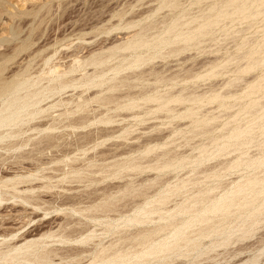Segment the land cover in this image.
Masks as SVG:
<instances>
[{"label": "bare ground", "instance_id": "1", "mask_svg": "<svg viewBox=\"0 0 264 264\" xmlns=\"http://www.w3.org/2000/svg\"><path fill=\"white\" fill-rule=\"evenodd\" d=\"M197 1L200 2L202 0H197ZM209 1L211 2L214 0H209ZM161 2H162L160 7L161 10L169 7L172 8L173 10L177 8L180 9L179 6L181 1L178 2V0H162ZM220 3L219 4L217 3V5L216 4L214 5L213 3L212 7H208L209 8V10L207 9L208 12H206L207 10L205 11L204 9L203 11H205V14H201V16L199 15V17L195 16L196 18L191 20L189 19L187 21H185L184 19L186 18V16H189L191 14L187 13L188 11L187 12L184 11L188 15L182 12L183 14L180 17L176 16L178 18H174L175 20L169 23V25L167 24L168 27L165 28L163 32H161L156 36L154 35L150 36L147 32L148 30L144 28L140 32L135 33L133 36L129 37L126 43L113 46L112 48L108 49L109 50L108 54H93L91 55V57L85 60H81V57L80 59L76 58L74 62L69 66H63V65L61 66L60 64L56 65L57 63L55 65H50L51 59L53 57H48V58L43 57L42 58L43 67L40 71L36 73V75L32 73L33 68L31 66L32 64L31 61L26 65H23L26 59L25 60L23 59L24 60L23 62L17 61L14 63L15 59L19 57V55L22 52L27 51L30 48L29 44H24L22 47L14 49L10 52L7 51L8 53L5 52L3 53L1 51L2 53H0V145L8 142L9 143L8 145L10 146L11 149H15V148L19 149L30 146V142H32L33 137L28 136V133L35 132L38 135H41V137L38 138L37 141L33 144L35 147L36 146L40 147L44 139H47L48 144L50 146H53L52 141L56 138L55 135L53 134L60 129L61 125L62 127L64 125L62 124V121H64L62 117L63 116L73 117L71 119L75 120L74 118L77 114L89 110L88 108L91 103L94 104L96 103L100 107H104L106 111L102 113L101 114L102 116L100 117L99 115L98 117H96L97 115L95 116V118L93 117V120L98 119L95 122L90 120L92 118L86 119L85 116L78 118L79 120H82L81 124L79 123V120L78 122L77 120H75V122H77L78 124L74 123V121L72 120L71 121L73 122L72 124L71 122L70 124L67 123L68 128L70 127L73 130H75L76 128H80L81 126L82 127L86 126V124L90 125L91 123H95V124L101 123L105 125L112 124L113 120L116 121L115 120L116 117L121 116V114H119L120 111L133 113L132 116L135 119L136 118L140 119L142 116L143 118L144 117L146 118V116H148L149 118H146L144 120H149L151 116L154 115L156 116L157 114L164 113L167 114V116L163 115L164 118L166 116V119L168 120L171 119L170 121L175 120L173 118H177L176 120L190 119V121L191 120L193 121L200 114L199 112L200 105L202 107L203 105H205L204 103L222 100L226 97L225 94H224L225 97L222 96L223 94L220 95L219 93H214L209 96L210 92L207 95L206 91L203 92L202 90L201 91L203 92V94L201 92H199V94L196 93L195 89H198L197 87L193 90L195 92L191 91L192 89L189 91V88L180 89L178 87L177 88L175 87L180 83L182 84L183 82L188 83L190 80L193 81L195 80L194 82H196L197 80V82H199V80L201 79L203 80V78L206 76H210V78L218 77V75L220 74L217 71L219 64L216 62L218 65L214 66L213 63H211L213 67L211 66L212 68L207 74H205L206 76L205 75L203 76L201 73L185 74L184 73L185 71L184 72L181 71L185 75H183L182 73L180 74L179 72H178L179 74L178 73L173 74L174 73L173 72L171 73V75L167 76L166 74L168 71L166 72V74L159 73V70H156L153 67L151 68V65H153L154 62L157 61L158 59L166 61L168 58H172V57L176 58L178 56L180 57V55H182L186 51H189L191 48H195V47L200 48L201 47L200 45L202 44L204 38L206 37L208 38V36L210 37L212 35L215 36L214 30L220 26L222 20L228 19L230 21L231 20L235 21V18L236 19L240 18L243 21L248 19L254 20L255 18L261 16L264 17V0H224V3H221V5ZM23 8L24 7H22L21 9ZM169 21L170 20L166 21V23H168ZM118 29L119 28H117V30ZM218 30L216 32H218ZM1 43L2 41H0V44ZM118 51L127 52L128 55L122 56V60L119 65L112 67L108 66L113 59L119 57L117 55ZM259 51L256 48H252L250 52L248 51L249 52L248 54L244 55L245 57H247L248 61L246 67L243 68L240 67L242 69L239 68L240 70L238 71L240 73H249L250 71L254 70L257 66L264 64V57L262 58L256 57V56H260ZM31 57H33L32 59L33 61L36 57H38V54L36 52L31 53L29 54V56H27V59H30ZM9 63L16 64L15 67L18 66V69L15 68L17 69L16 71L10 72L9 71L10 66H8ZM88 67H95L96 69L92 73L89 72L84 75H80L78 77L75 75L81 71H85ZM146 67H148V69L144 70L146 69ZM187 70L189 71V69ZM125 73L126 75H124ZM9 74L11 75L8 76ZM150 77L153 78V82H154L153 84L155 85L150 84L151 87L150 86L148 87L146 85H149L148 82L151 81L149 79H152ZM263 83H264V77L258 80V82L248 86L249 92L247 97H249L250 103L246 105V107L242 110V112H240V114H238L239 116L241 115V113H244V115H246L248 119V120L246 119L247 120V123L245 124L246 126L245 125L239 126L237 123L238 126L235 127L233 125L234 127H232V129L227 133V135L225 134V136L222 137L218 136L216 138L212 137L213 139L211 141L212 144L211 146L213 147L212 149H210L211 146L209 147L205 145L206 147L203 146L199 150L198 156L196 154H195L196 156L193 155L185 156V153L183 154V152L180 154V153H172L173 151L170 152L171 149L170 151H168V149H166V147L168 146L166 143H164V145H161L160 143V145L152 146L153 140L151 139L153 138L150 137L151 139L143 143V146H140V148L136 145L139 148L138 152H140V155L143 154V156H139L142 157L141 160L140 159L137 160L138 158L136 159L137 161L136 160L132 161L129 159V161L117 162L113 164L99 166L95 170H91L92 171L91 173H93L96 176L97 174L109 175L110 173L111 176L106 177L105 179L104 177L103 178L101 177V179L95 178L94 175L92 176L94 178H89V177L84 178L83 173L80 170H76L73 172L75 176L74 177L72 176L73 178H71L69 182L72 184L73 182L74 183L86 182L91 184L94 183L99 184V183H103L105 180H107V178L110 177H113L114 179L122 178V175L126 173V171L127 172L133 171L136 172L138 175L145 173L147 171L165 173V171L168 170L174 171L177 169H183L187 165L192 166V164L195 168L197 167L198 169H201L199 167H201L203 164L205 165V163L207 162H210L214 159H217L225 155H229L230 153L234 154L233 152H230L232 151L230 149H233L234 152L237 151L236 153H239L241 151L240 149H243V147L245 148L248 145L250 146L251 142L254 143L256 141V139L258 138V137L254 138V134L256 131H258V133L260 131L261 132L260 134L264 135V129H263L264 106L262 107L261 104V108L259 107V109H256L258 102H256V100L252 98V96L258 95L260 93L263 95L264 98ZM180 85L179 87H181ZM77 89H83L82 91L83 95L85 93H89L93 89H97L98 92L93 94V96L91 95L89 97L88 96L84 97L85 95L84 96L82 95L79 97V100L72 99L73 96L69 99H65V100L62 99V96L65 93H67V91L69 90L76 91ZM174 89H176V92L174 91ZM177 89L179 90L177 91ZM212 92L213 90L211 91V93ZM229 98H233V96L226 97L225 99H229ZM49 100H54V102L49 106L48 109H45L44 106L42 105L48 102ZM214 103H210V104H214ZM219 105L222 106V103L221 104L219 103ZM259 105L260 104H258V106ZM63 106H71V108L67 109L65 113L59 114L57 117H54L55 115L53 113L49 114L50 110ZM221 106L219 107L221 108ZM136 110L137 111L144 110V111L142 113H140L141 111L137 113ZM110 112L113 113L114 115L113 114H112L113 116H111V114L109 115L108 113ZM160 115L158 116L160 117ZM201 115L202 113L200 114V117ZM155 116L153 117V119L155 118ZM46 117L49 118L51 117L52 122L46 125L44 128H42L43 126L40 124L31 125L32 122ZM213 118L211 117L209 119H212V121H214ZM195 120L196 121H194L193 123L194 125H196L195 127L198 129L197 131L198 134L199 135L202 134L201 136H205L207 134L212 133L216 127L213 126L214 124H212V122L210 123L209 121H204V120L200 121L198 119ZM236 121L237 120H235L234 123ZM228 124L231 125L230 122H228ZM228 124H227V128H229ZM256 135L258 136L259 134ZM104 136L102 137L104 138ZM124 138L127 139L126 136H124ZM252 138H254L255 141L254 140L252 141L251 140ZM11 139H17V140L14 142H10ZM155 139L158 138L155 137ZM258 148L260 149V145ZM160 149H166L167 151L165 150L162 153L158 152L157 154L156 151L158 150L160 151ZM86 150L87 149H85V151ZM238 150L240 151L238 152ZM154 153H155L154 157L150 158ZM239 154L242 155L241 153ZM90 162H92L90 164L91 169H94L96 167V165L93 163L94 161L91 160ZM220 163L218 162V165ZM218 165H215L217 166L216 167L217 171H213V168L211 169L208 167H207L208 169L204 168L205 169L204 172L201 171L202 169L200 170L201 172L197 171L200 174L203 172L202 173L204 174L203 180H201V178L196 179L197 177L194 176L196 180L195 179L193 180L192 178L191 179L177 178L178 180L176 182L169 183V181L162 182V180L160 179L161 177H158L152 182L141 183V185H138L137 187L135 185H130V184H125L120 186L118 193H122L121 194L122 196H112L110 194L108 195L109 191L104 189L103 195H105V197L101 196L97 199L100 200V202H93L92 199V201H90L89 204L90 206L84 209L82 208L80 210L79 209L73 210L75 212L78 211L81 213L94 212L95 214H78V215H80V217L82 216L90 220L93 223L98 222L100 226L104 225L105 226L104 229H101L102 231L101 237L97 236L98 234L96 235L97 230L91 231L90 227H89L90 229L69 230L68 228L69 226H71L72 223L69 221L67 222L66 220L67 223L65 224L64 222L63 226H60L57 231H53V229L52 230L48 229L49 231L47 232L44 233L41 232L42 234H40L39 237L42 240H35V241L25 240L26 242L21 245H18L20 244L18 242V244L16 243L17 245L7 244L5 248L0 247V264H62L69 259H73L77 262L86 260L87 264H151L152 262H155V260L157 259H160V261L161 260L164 261L166 259H169L172 255L176 256L179 253H182L183 255H188L191 253L198 252L201 246L204 245V240L210 239L212 237H213L212 239H214V237L215 238L217 237L219 241H224V240H220V238L221 237L224 238L225 235H231L233 232L236 233L235 229L236 231L241 232V234L243 235V236L241 235L242 236L241 238L249 237L251 233L254 232L255 226H257L259 222L258 217L260 216V214L262 215L264 214V170L259 171L262 170V168H264V152H261V155L255 159L250 158V156L249 158L247 156L245 158L243 156L240 157L237 156L236 158L235 156V159L221 165L222 167ZM219 167L221 168L217 169ZM241 167L245 168L246 173L241 177L242 180H240L239 182L233 184L231 183L228 186H226L224 189L219 186L220 184L214 185L212 187L203 188L204 186H202V184L206 183L208 179L220 178L219 174L222 171H233L236 169H240ZM189 169L191 170V168ZM26 170L30 172L31 169L30 170L26 169ZM1 171L3 172L2 169ZM12 174L13 173H11V175L9 176L11 177ZM3 176L7 177L6 174H4ZM25 183H28L27 179H21V178L8 179L4 182H1L0 205L10 200H16V199H19L24 203H31L32 201H30L29 198L19 195L20 193L26 192L28 190L26 187H25L26 188L25 191H23L24 188L23 190H21L22 188L21 189L18 188L19 185ZM155 187L158 188L154 190L152 193H150L149 191ZM6 189L10 191L7 192L3 191ZM30 189L32 190V188ZM219 189H223L224 193L221 194L217 192ZM173 197L180 198V202L179 201L176 202L175 206L172 209H167L165 206H167V204L170 201H172L171 199ZM127 198H131L132 200H134V198L140 199L139 201H134L132 203L134 214H120L119 212L120 210L118 209V207H121L120 203L122 201L123 202L126 201ZM124 205L126 207L127 202H125ZM8 207L11 208V206ZM6 213H4V215ZM17 213L19 215V211ZM111 213H116V214H111ZM262 217H264V215ZM36 218L37 217H35L34 220ZM18 221L16 223H18ZM26 221H28V219ZM14 222L15 221L13 220L12 224ZM21 222L22 221L20 220L19 224ZM5 225L7 226L6 223H1L0 221V227H4ZM15 225L17 224H14V226ZM16 227L18 226H15L14 229H17ZM4 228H9V227H4ZM3 232L0 233V237L6 238L9 236L7 235L9 234L8 230L5 231V233ZM10 235H13L12 231ZM13 236L14 238L17 237V235H13ZM24 236L25 235H21V237L25 238L26 236L25 237ZM37 236L38 235H36L35 237L38 238ZM104 236H113L115 239H112L107 244H104L102 240V237ZM28 237H31V235L29 234ZM97 238L100 239L98 240L100 242L95 243L96 246L93 248L84 247L80 249L74 247L69 249H64V248L62 249L57 247H50V245L53 244L67 245L71 243L90 245V243L94 242V240ZM228 238L229 240L226 239L227 240L225 243L226 246L230 241H233L230 239V237ZM179 257L181 256L179 255Z\"/></svg>", "mask_w": 264, "mask_h": 264}, {"label": "rangeland", "instance_id": "2", "mask_svg": "<svg viewBox=\"0 0 264 264\" xmlns=\"http://www.w3.org/2000/svg\"><path fill=\"white\" fill-rule=\"evenodd\" d=\"M161 1L162 0H13V1L0 0V41H2V43L0 44V53L2 52L8 53L14 49L22 47L24 44H29L30 48L27 51L22 52L19 55V57L15 59L14 63L17 61L23 62L26 59L23 63V65H26L31 61L32 63L31 66L33 68L32 73L36 75V73L40 71L43 67L42 66L43 57L44 58L53 57L51 59L50 65H55L57 63L56 65L60 64L61 66L62 65L69 66L74 62L76 58L80 59L81 57V60H85L91 57V55L93 54H108L109 51L108 49L112 48L113 46L126 43L129 37L133 36L135 33L140 32L144 28L148 30L147 32L150 36L151 35L156 36L161 32H163L165 28L168 27L169 23L175 20L174 18H178L176 16L180 17L183 13L184 14L190 13L191 15L186 16L184 20L185 21L189 19L191 20L196 17H199V15L201 16V14H205V11L207 9L209 10L208 7H212L213 3L214 5L215 4L217 5V3L219 4L221 1H222L221 3H224V0H216V1L214 0L211 1L212 3L209 0H204L207 2H204L203 0H202L203 2L202 1L199 2L197 0H183V1L178 0V2L181 1L179 6L180 9L177 8L173 10L172 8L169 7L161 10L160 8L162 3ZM22 7L24 8L21 9ZM27 7L30 8L28 9ZM7 8H9L10 10ZM204 9L205 11H203ZM208 10L206 12H208ZM184 11L186 12L188 11V12L185 13ZM168 20L170 21L166 23V21ZM263 20L264 17L262 16L257 17L254 20L248 19L242 21V19L240 18L237 19L235 18V21L234 20L230 21L228 19L222 20L221 22L222 25L220 24V26L214 30L215 36L212 35L210 36L211 38L208 36V38L206 37L203 39V42L200 45L201 47L200 48L198 47L200 50L197 47L195 48H197L198 50L195 48H191L192 49V50L190 49L191 51L190 50L186 51L185 53L180 55V57L178 56L176 58L174 57L168 58L166 61L158 59L157 61L154 62L153 65H151V68L153 67L154 69L159 70V73L166 74V72L168 71L166 74L167 76L171 75V73L173 72H174L173 74H177L178 72L180 74L181 73L183 74L184 71L185 74L201 73L204 76L213 67L211 63H213L214 66L219 64L217 71L220 74L218 75V77L210 78V76L205 75L207 78L204 77L203 80L201 79L202 81L199 80V82H197L196 80L197 84L196 82H194L195 80L194 81L190 80L189 81L190 83L183 82L182 84L180 83L181 85L179 84L181 87H179V85L175 87V88L178 87L180 89L189 88V91L191 89H192L191 91H193L197 87L198 89H195L196 93L199 94V92H201L203 94V92L206 91L207 95L210 92L209 96L214 93H219L220 95L223 94L222 95L223 97L233 96V98L225 99L226 98L225 97L222 100L214 101L216 103L214 102L204 103L205 105L202 104L203 105L202 107L200 105L199 112L200 114L202 113V115L200 117L199 114L198 117H196L195 119H198L200 121L201 120L209 121L210 123L212 122V124H214L213 126L216 127L214 129L215 132L213 131L212 133H210L211 135L210 134H207L205 136H201L202 134L199 135L197 132L198 129L195 127L196 125H194L193 123L194 121H196L195 119L193 121L191 120L192 122L190 121V119L176 120L177 118H173L175 120L170 121L171 119L169 120L166 119L167 114L164 113L163 114L160 113L161 115L157 114L156 116L160 115V117L158 116L159 118L154 115L156 119L155 118L153 119L154 116H151L152 118L150 117L149 120H144L149 117L146 116V118L145 117L143 118L142 116L143 114H142L141 118L144 120L143 121L141 118L140 119L136 118L138 119L136 120L132 116L133 113L120 111L119 114H121V116L116 117L115 118L116 121L113 120L112 124L105 125L101 123H96V124L91 123L92 121L95 122L98 120V119L93 120V117L95 118L96 115H97L96 117H98V115L100 117L102 116L101 114L106 111L104 107H100L96 103L95 104L91 103L89 105L88 111H84L82 113L80 112L74 118L75 120H77V122L79 120L78 118L80 117L85 116L86 119L92 118L90 119L92 120L90 122L91 124L88 123L90 125L86 124V126L83 127L81 126L82 129L80 127L73 130L70 127L68 128V124H70V122L73 120L71 119L73 117L63 116L62 119L64 121H62V124L64 125L63 127L61 125L60 129L53 134L56 137V138L54 137L55 139L52 141L53 146H50L47 142V139H44L40 147L37 146L35 147L33 144L37 141L38 138L41 137V135H38L35 132L28 133V136L34 138V139L32 138L33 143L30 142V146L19 149L17 148L11 149L10 146L8 145L9 144L8 142L1 144L0 173L3 174H0V183L8 179H20V178L27 179L28 183L21 184L18 186V188L19 189L22 188L21 190H23L24 188L23 191H25L26 188L28 190L26 192L20 193L19 195L29 198L30 201H32L33 203L31 202L32 203L31 205V203H24L19 199H16V200H10L0 205V214L2 215V216L0 215V221L1 223L7 224V226L5 225L4 227H9V228L0 227V233H2L3 231H4L3 233H5V231L7 230L9 233L7 234L6 232V234L9 235L6 238L0 237V247L5 248L7 244L17 245L18 242L20 243L18 245H21L26 241L42 240L39 237L40 234L52 229L53 231H57L60 226H63L64 222L66 224L68 221L72 223L71 226H69L68 228L69 230L91 228V231L97 230L96 235L98 234L97 236L101 237L102 235L101 229H104L105 227L104 225L100 226L98 222L93 223L90 220L82 216L80 217V215H78V214H95L94 212L81 213L78 211L75 212L73 210H78V209L80 210L82 208L84 209L90 206L89 204L90 201H92V199L93 202H100V200L97 199L101 196L105 197V195H103L104 189L109 191L108 195L110 194L112 196H122L121 195L122 193H118L120 186L125 184H130V185H135L137 187L138 185H141V183L152 182L158 177H161L160 179L162 180V182L169 181V183L170 182L174 183L178 179H184V178L185 179L192 178L194 180L195 179L194 176L197 177L196 179L201 178V180H203L204 174L202 173L205 171V169L213 168V171H217L216 170L217 166L215 165H218V162L219 163L221 162L219 164L221 166L235 159V156L236 158L237 156L238 157L243 156L244 158L246 156L249 158L250 156V158L253 159L259 157L261 155V152H264V140H263L264 135L260 134L261 133L260 131L259 133L258 131H256L254 134V138L258 137L256 141L254 140V138H252L251 140L252 141L254 140L255 141L254 143L251 142L250 146L248 145L245 148L243 147V149H240L241 151L238 150V152L240 151L239 153H241L242 155L236 153L237 151L234 152L233 149H230L232 150L230 152H233L234 154L230 153L231 155L230 154L225 155L217 159H214L210 162H207L205 163V165L203 164L201 167H199L202 170L198 169L197 167L196 169L192 164V166L187 165L188 167L186 166L183 169H177L174 171L168 170L165 171V173L147 171L145 173L138 175L136 172L126 171V173L122 175V178L114 179L113 177H110L107 178V180H105L103 183H99V184L96 183L91 184L86 182H75V183L73 182L72 184L69 182V180L75 176L73 172L76 170H80L83 173L84 178L95 177L101 179V177L102 178L104 177L105 179L106 177L111 176V174L110 173L109 175L97 174L96 176L93 173H91L92 172L91 170H95L99 166H104L117 162L129 161V159L132 161L136 160L137 158H138L137 160L139 159L141 160L142 157L139 156H143V154L140 155L138 149L140 148V146H143V143H145L147 140H150L151 138H153L151 139L153 140L152 146L160 145V143L161 145H164V143H166L168 145L166 149H168V151H170L171 149L170 152L173 151L172 153L181 154L183 152V154L185 153V156H189V155L198 156L199 150L203 146L206 145L210 147L212 145L211 144V141L213 140L212 137L216 138L218 136L221 137L225 136V134L227 135V133L232 129V127L234 126L237 127L238 125L244 126L247 123L248 119L246 115H244V113H241L240 116L238 114H240V112H242V110L246 107V105L250 103V99L249 97H247L249 92L248 86L258 82V80L264 77V64L257 66L254 70L250 71L249 73H240L238 70L242 69L243 67H246L248 59L244 55L248 54L250 50H252V48H256L258 51L260 49L261 51V52L259 51L260 56H256V57H260V58L264 57V48H263L264 21ZM117 28L119 29L117 30ZM217 30L218 32H216ZM35 52L38 54V57H36L33 61H32L33 57L27 59V56H29V54ZM117 55L119 57L113 59L108 66L112 67L119 65L121 63L122 56L128 55V53L118 51ZM15 65L16 64L13 63L8 64V66H10V70H9L10 72L16 71L18 69V66L15 67ZM95 69H96L95 67H88L85 71H81L75 75L78 77L80 75H84L89 72L92 73ZM147 69L148 67H146V69L144 70ZM187 69H189V71ZM192 70L194 71V73ZM10 75L11 74H9L8 76ZM124 75H126V73ZM149 80L151 81H149L148 82L149 85L146 86L151 87V85H155L153 84L154 83L153 78ZM229 83H231L232 85ZM211 89L213 90L212 93H211L212 91ZM178 90L179 89H177V91ZM82 91L83 89H77L76 91L69 90L67 91V93H65L62 96V99L64 100L69 99L73 96L72 99L79 100V97L83 95ZM174 91L176 92V89H174ZM96 92H98V90L93 89L89 93H85L84 94L85 96L84 95L83 96L84 97L86 96L89 97L91 95L93 96V94H95ZM233 92L236 93L234 94ZM252 98L256 100L258 104H260L259 106L257 104L256 109H259V107L261 108V104L262 107L264 106L263 105L264 98L261 93L252 96ZM53 102L54 100H49L48 102L44 103L42 106H44L45 109H48ZM210 103H214V104H210ZM219 103L220 104L222 103V106L224 105L223 107L226 108H223L221 105H219ZM219 106H221V108ZM91 107L94 111L91 109ZM70 108L71 106L59 107L50 110L49 114L53 113L55 115L54 117H57L59 114L65 113L67 109ZM143 111L144 110H138V111L136 110L137 113L138 112L142 113ZM108 114L109 115L111 114V116L114 115L111 112ZM163 115H166L165 118ZM211 117L212 118L214 117L213 118L214 121H212V119H209ZM75 120H73L74 123L78 124L77 122H75ZM235 120L237 121L234 123ZM51 122H52V118L46 117L32 122L31 125L40 124L43 126L42 128H44L46 125H48ZM228 122H230L231 125H229ZM72 123L73 122H71V124ZM79 123L81 124L82 120H79ZM227 124L230 129L227 128ZM256 134H259L260 137L259 135L257 136ZM101 135L102 136L105 135L107 139L105 136L103 138ZM124 136H126L127 139H125ZM155 137L158 138L160 141L158 139H155ZM154 139L157 141H155ZM16 140L17 139H11L10 142H14ZM259 145H260V149L258 148ZM212 148L213 147L211 146L210 149ZM85 149L87 150L85 151ZM166 149H160V151L158 150L156 152L157 154L158 152L162 153ZM154 155L155 153L150 158H153ZM91 160H93L94 161L93 163L96 165L94 169H91L90 167V164L92 163L90 162ZM221 167L217 169H220ZM25 168L29 170L31 169L30 172ZM189 168H191V170ZM1 169L3 170V172L1 171ZM200 170L203 171L201 174L198 173L201 172ZM263 170L264 168H262V170L259 171H263ZM9 172L13 173L11 177L9 176L11 175V173ZM245 173L246 170L244 167L243 168L241 167L240 169H236L233 171H222L219 174L220 178L208 179L206 183L202 184V186H204L203 188H207L220 184L219 186L224 189L229 184L237 183L240 180H242L241 177ZM4 174H6L7 177L9 178L3 176ZM93 175L94 177H92ZM30 188H32V190ZM157 188L158 187L152 188V190H150L149 192L152 193ZM98 189L100 192L98 191ZM223 189H219L220 191L218 190L217 192L223 194L224 193ZM3 191L7 192L10 190L6 189ZM139 200L140 199L137 198H134V200H132L131 198H127L126 201L124 202L122 201L120 203L121 207H118V209L120 210L119 211L120 214H134L132 203L134 201H139ZM171 200H172L170 201L171 203L169 202L167 206H165L167 209H172L175 206L176 202L178 201L180 202V198H176V197H173ZM125 202H127L126 207L124 205ZM5 206L6 207L11 206V208L8 207L9 208L8 209ZM3 208L7 211V213ZM40 208H42L43 210ZM14 209L16 211V214ZM18 211H19V215L17 213ZM4 213L6 214L4 215ZM111 214H116V213H111ZM261 215L262 214H260V216ZM260 216L258 217L259 222L257 226H255L254 232H252L249 237L241 238L243 235L241 234V232H238L235 229L236 233L233 232L231 234L232 236L234 234L233 237L231 235H225V237L227 238L225 237H224L225 239L223 237L220 238V240H224L225 242L219 241L217 237H216L217 239L215 237L214 239H212L213 238L212 237L210 239L204 240V245L201 246L198 252L191 253L188 255H183L182 253H179L176 256L172 255L173 257L171 256L169 259H166L164 261L163 260L160 261V259H157L155 260L156 263L152 262L151 264L154 263L155 264H264V221H263L264 217L262 216L260 217ZM35 217L37 218L34 220ZM27 219L28 221H26ZM13 220L15 222L12 224ZM16 220L17 221L19 220L18 223H16L17 222ZM20 220L23 222V224L22 222L19 224ZM14 224H17L15 225L18 226L16 227L17 229H14L15 228ZM43 228L45 229V231ZM11 231L13 232V235H17L16 238H14L13 235H10ZM29 234L31 235V237H28ZM21 235H25L26 237L24 236L25 238H23L21 237ZM36 235H38L37 236L38 238L35 237ZM238 235L240 239L238 238ZM228 237H230V239L232 237L231 240L233 241H230L226 246L225 243L227 241L226 239L229 240ZM112 239L115 238L113 236L102 237L104 244H107ZM98 240L100 239L99 238L95 239L94 242L90 243V245L71 243L67 245L53 244L50 245V247H57L62 249L63 248L69 249L74 247L80 249L84 247L93 248L96 246L95 243L100 242ZM179 255L181 257H179ZM64 263L87 264V261L84 260L81 262H77L73 259H69Z\"/></svg>", "mask_w": 264, "mask_h": 264}]
</instances>
